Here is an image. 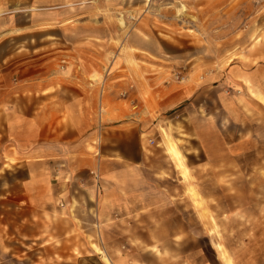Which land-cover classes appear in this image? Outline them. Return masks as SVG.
<instances>
[{"label":"crops","instance_id":"1","mask_svg":"<svg viewBox=\"0 0 264 264\" xmlns=\"http://www.w3.org/2000/svg\"><path fill=\"white\" fill-rule=\"evenodd\" d=\"M26 1L0 0V264H168L169 236L196 232L187 202L201 223L186 188L203 166L264 156V51L199 81L193 64L186 84L168 87L153 54L119 50L88 4ZM209 1V13L226 12L220 26L231 19L228 0ZM79 17L80 34L67 36Z\"/></svg>","mask_w":264,"mask_h":264},{"label":"rangeland","instance_id":"2","mask_svg":"<svg viewBox=\"0 0 264 264\" xmlns=\"http://www.w3.org/2000/svg\"><path fill=\"white\" fill-rule=\"evenodd\" d=\"M71 1L88 4L90 11L94 10L102 22L108 23L109 26L102 27L103 34L107 38L109 35L121 38L115 46L122 52H133L130 46L138 45L140 50L152 53L149 61L154 64V68L150 67L153 77L168 87L186 84L188 76L183 72L190 70L193 64L203 68L199 81L217 69V65L221 68L229 61L245 60L243 56L264 51V0H244L249 10L244 11L243 21L237 10L242 0H228L231 19L223 21L222 26L220 19L226 17V12L219 9L209 13V0H41L40 4L65 6ZM66 8H73L71 12L74 14L81 13L77 6ZM9 13L12 27L15 24L13 19L21 14L12 8ZM119 19H122L123 26ZM74 21L73 30L65 31L67 36L81 32V26L75 25L81 18H74ZM214 22L219 25H211ZM28 29L32 32L31 26ZM52 35L61 38L63 32L55 30ZM34 37L44 38L45 33H28L24 38ZM121 95L126 97L125 92ZM186 144L187 147L193 146V143ZM227 168L223 166L215 171L203 166V171L198 174L201 178L199 186L186 188L187 196L201 200L192 204L202 210L201 223L192 216L187 202V230L196 232L169 236L165 242L170 253L168 264H178L183 257L213 263L214 255L227 264L220 253L232 264H264V156H237L233 166L228 164ZM182 176L187 182L194 180L189 171L184 170ZM199 230L207 233L200 234ZM218 245L221 246L220 253Z\"/></svg>","mask_w":264,"mask_h":264},{"label":"bare ground","instance_id":"3","mask_svg":"<svg viewBox=\"0 0 264 264\" xmlns=\"http://www.w3.org/2000/svg\"><path fill=\"white\" fill-rule=\"evenodd\" d=\"M119 21H120V24L123 25L122 20H119ZM172 148H173V147H172ZM173 149H174V148H173ZM170 151H171V150H170ZM172 152H173V150H172ZM174 153H175V151H174ZM175 154H176V153H175ZM175 154H174V155H175ZM175 156H176V155H175ZM177 159H178V157H177Z\"/></svg>","mask_w":264,"mask_h":264},{"label":"built area","instance_id":"4","mask_svg":"<svg viewBox=\"0 0 264 264\" xmlns=\"http://www.w3.org/2000/svg\"><path fill=\"white\" fill-rule=\"evenodd\" d=\"M149 143H150V144H152V141H151V140H149Z\"/></svg>","mask_w":264,"mask_h":264}]
</instances>
